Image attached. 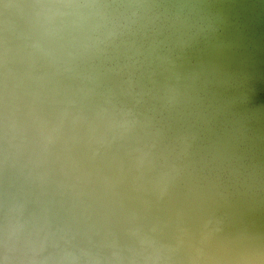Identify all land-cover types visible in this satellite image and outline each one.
I'll list each match as a JSON object with an SVG mask.
<instances>
[{"label": "clouds", "instance_id": "clouds-1", "mask_svg": "<svg viewBox=\"0 0 264 264\" xmlns=\"http://www.w3.org/2000/svg\"><path fill=\"white\" fill-rule=\"evenodd\" d=\"M0 264H264V0H0Z\"/></svg>", "mask_w": 264, "mask_h": 264}]
</instances>
